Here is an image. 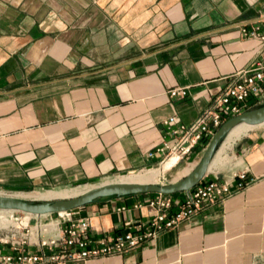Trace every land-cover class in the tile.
Here are the masks:
<instances>
[{
    "label": "crops",
    "instance_id": "1",
    "mask_svg": "<svg viewBox=\"0 0 264 264\" xmlns=\"http://www.w3.org/2000/svg\"><path fill=\"white\" fill-rule=\"evenodd\" d=\"M257 25L256 37L243 33ZM262 55L264 0H0V194L160 166L164 119L193 122ZM176 86L185 98L170 96ZM227 137L207 178L244 170L252 184L131 251L50 264H264V123ZM152 194L74 212L111 235L148 222Z\"/></svg>",
    "mask_w": 264,
    "mask_h": 264
},
{
    "label": "built area",
    "instance_id": "2",
    "mask_svg": "<svg viewBox=\"0 0 264 264\" xmlns=\"http://www.w3.org/2000/svg\"><path fill=\"white\" fill-rule=\"evenodd\" d=\"M259 29V25L252 30L244 28L243 33L256 37ZM231 81L193 122L182 123L176 115L164 119L169 128V137L155 147V151L165 155L164 162L175 155L178 162L196 149L203 153L225 120L264 104V55L257 57L250 67L235 73ZM169 93L171 97L185 98L188 88L176 86ZM148 154L152 156L154 149ZM254 181L244 170L222 181L209 179L206 174L200 183L188 191H180L176 195L153 193L148 197V204L154 214L148 222L102 237L92 232L88 216L76 214L74 210L59 212L58 217H48L53 213L32 215L22 211L0 210V216L9 215L18 221L15 231L0 239L11 248L7 253L0 252V264L78 262L131 251L163 231L189 221L205 206L233 196ZM179 194L183 197H179ZM20 213L21 216H18ZM34 217L35 221L31 224Z\"/></svg>",
    "mask_w": 264,
    "mask_h": 264
},
{
    "label": "water",
    "instance_id": "3",
    "mask_svg": "<svg viewBox=\"0 0 264 264\" xmlns=\"http://www.w3.org/2000/svg\"><path fill=\"white\" fill-rule=\"evenodd\" d=\"M264 123V104L258 107L245 110L243 113L232 116L225 120L217 129L203 151L202 158L184 177L170 183L157 182H106L104 184L91 187L89 190L77 194L73 197L48 198V199H26L9 194H0V209L22 211L29 214L48 215L49 213H59L62 211L75 210L78 207L91 204L100 198L121 195L165 193L176 194L180 191H188L204 178L210 169V164L217 155L222 142L233 128L239 125L258 126Z\"/></svg>",
    "mask_w": 264,
    "mask_h": 264
},
{
    "label": "bare ground",
    "instance_id": "4",
    "mask_svg": "<svg viewBox=\"0 0 264 264\" xmlns=\"http://www.w3.org/2000/svg\"><path fill=\"white\" fill-rule=\"evenodd\" d=\"M248 128H250V125H247V124L236 126L235 128H233L231 130L228 137L227 136L226 137L229 138V140L231 141L235 137L238 138V136H240L242 133H244L245 130H247ZM226 147H227V145H226ZM219 157L220 156H218L217 160H219ZM177 160H178V157H177V155H175L171 159L165 161L163 163V166L161 167V169L151 168V169H147L146 171L132 172L130 174H123V175H119L115 179H111L112 181L111 180H104V182L90 183L88 185H81V186H76V187H65V188L56 189V190H54V189H47V190L37 189L33 192H19V193H13V194H9V195H13L16 197H23V198L30 199V200L48 199V198H62V197L76 196L77 194H80L84 191L89 190L91 187L98 186V185L104 184L106 182H118V181H125V182H133L134 181V182H141V183L157 182L161 173L162 172L164 173L165 171L172 169V167L175 166ZM5 194H8V193H5ZM5 194H3V195H5ZM1 211L5 212V211H12V210L5 209V210H1ZM62 213H64V211H62L61 214Z\"/></svg>",
    "mask_w": 264,
    "mask_h": 264
},
{
    "label": "rangeland",
    "instance_id": "5",
    "mask_svg": "<svg viewBox=\"0 0 264 264\" xmlns=\"http://www.w3.org/2000/svg\"><path fill=\"white\" fill-rule=\"evenodd\" d=\"M198 161L199 160H196V161H192V160L191 161H179L174 167H172V169L167 170L164 173L162 172L158 178L157 183H159V184L170 183V182H174L177 179L184 177L185 175H187L189 173V171H191L193 169V167L198 163ZM224 162H225V158H222V155L220 154V159L217 163V166H221V164H223ZM162 166H163V163H161L160 166H148L147 168L135 170L132 172L146 171L147 169H151V168L161 169ZM132 172H128V173H124V174H130ZM121 174H123V173H121ZM111 179H115V178H106L104 180H111ZM104 180L101 182H104ZM99 182H95V183H99ZM178 193H180V192H177L176 194H178ZM18 216H21V213L18 214ZM51 216L52 217H58L57 213H53ZM33 223L34 222H31V224H33ZM16 227H18V221L15 218H12L9 215L8 216L7 215L6 216H3V215L0 216V239H2V238L4 239V238H6L7 234L13 233L15 231Z\"/></svg>",
    "mask_w": 264,
    "mask_h": 264
}]
</instances>
